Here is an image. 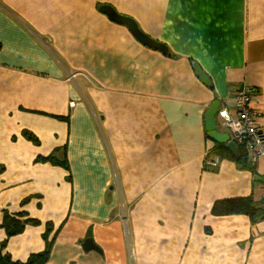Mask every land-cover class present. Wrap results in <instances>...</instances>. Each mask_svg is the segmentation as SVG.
Instances as JSON below:
<instances>
[{"label":"crops","instance_id":"1","mask_svg":"<svg viewBox=\"0 0 264 264\" xmlns=\"http://www.w3.org/2000/svg\"><path fill=\"white\" fill-rule=\"evenodd\" d=\"M243 85L264 115V0H0V223L3 211L40 221L2 252L42 251L51 223L47 264H264V220L210 213L218 198L264 200V159L242 167L204 127L214 100L236 115ZM50 153L68 168L37 160Z\"/></svg>","mask_w":264,"mask_h":264},{"label":"trees","instance_id":"2","mask_svg":"<svg viewBox=\"0 0 264 264\" xmlns=\"http://www.w3.org/2000/svg\"><path fill=\"white\" fill-rule=\"evenodd\" d=\"M55 116L60 119H65V121L68 119L66 116ZM23 135L26 138L37 142L36 137L31 131L23 130ZM213 144L214 150L220 149V152H222L226 156L227 154L231 156V154L227 150H225L222 145H218L215 143ZM58 149H61L63 152H65L66 146L56 147L55 150ZM242 150L239 146V158H235L233 156L231 157L238 161L242 167H252L250 162L245 159L246 154L243 153L244 151ZM210 151L211 150L209 149V152ZM37 160L50 161L52 163L60 164L63 167L66 165V167L68 168L65 156H62L58 159L53 155V153H50L45 157H37ZM210 213L214 216L243 215L249 219L251 224H253L258 221L264 220V200H255L251 195L218 198L213 201L210 207ZM18 215H22V213ZM27 223L38 225L40 221L38 219L29 217L19 218L18 216H16V214H9L8 212L3 211V217L0 226L4 228L6 238L0 243V264H47L53 243V240H51L49 237V233L52 229L51 223L46 224L45 230L42 234L45 241V247L42 251L31 253L25 261L13 260L8 254L2 252V247L6 243L7 239L12 235L22 232Z\"/></svg>","mask_w":264,"mask_h":264},{"label":"water","instance_id":"3","mask_svg":"<svg viewBox=\"0 0 264 264\" xmlns=\"http://www.w3.org/2000/svg\"><path fill=\"white\" fill-rule=\"evenodd\" d=\"M98 10L105 14L107 18L117 24L123 25L131 33V35L142 45L151 49L158 50L164 54L168 52V46L157 39L152 38L145 32H143L135 22V20L125 14L118 13L115 9L106 4H102L98 7ZM193 71L198 79L204 84L209 85V79L205 73L198 67L196 63H192ZM219 102L214 100L204 113V127L207 136L213 141V143L222 145L233 157L239 158V147L231 139L229 130H218V122L216 119V113L218 110ZM83 249H94L101 252L99 246L94 242L92 237H86L83 242Z\"/></svg>","mask_w":264,"mask_h":264},{"label":"built area","instance_id":"4","mask_svg":"<svg viewBox=\"0 0 264 264\" xmlns=\"http://www.w3.org/2000/svg\"><path fill=\"white\" fill-rule=\"evenodd\" d=\"M249 91V88L243 87L234 93L235 116H232L227 108L217 113L225 128L229 130L231 139L243 149L250 163H255L258 159H264V115L250 107Z\"/></svg>","mask_w":264,"mask_h":264},{"label":"rangeland","instance_id":"5","mask_svg":"<svg viewBox=\"0 0 264 264\" xmlns=\"http://www.w3.org/2000/svg\"><path fill=\"white\" fill-rule=\"evenodd\" d=\"M152 38H153V37H152ZM154 39H155V38H154ZM243 87H245V88H249V89H250V91H249V95H250V97H251L252 95H254V91L251 90V88H250L249 85H243L242 87L238 88L237 90H239V89H241V88H243ZM237 90H236V91H237ZM236 91H235V92H236ZM65 116L67 117V115H65ZM67 118H68V117H67ZM66 121H67V120H66ZM117 130H118V132L121 134V133H122V126L117 127ZM108 141H109V140H108ZM104 143H105V148H106L107 153H108V158H109L110 164L113 165V163H112V158H111V155H110L109 150H108V145L106 144L105 141H104ZM109 143H111V142L109 141ZM208 163L212 166L213 163H214V161L211 160V161H209ZM239 216H243V215H239ZM245 217H246V216H245Z\"/></svg>","mask_w":264,"mask_h":264},{"label":"clouds","instance_id":"6","mask_svg":"<svg viewBox=\"0 0 264 264\" xmlns=\"http://www.w3.org/2000/svg\"><path fill=\"white\" fill-rule=\"evenodd\" d=\"M224 126V125H223ZM225 127V126H224ZM227 129V128H226ZM246 159H247V157H246ZM247 161H249L248 159H247Z\"/></svg>","mask_w":264,"mask_h":264}]
</instances>
